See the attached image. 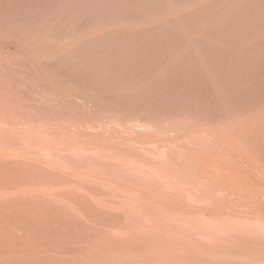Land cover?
I'll return each instance as SVG.
<instances>
[{
    "label": "rangeland",
    "instance_id": "rangeland-1",
    "mask_svg": "<svg viewBox=\"0 0 264 264\" xmlns=\"http://www.w3.org/2000/svg\"><path fill=\"white\" fill-rule=\"evenodd\" d=\"M0 0V264H264V0Z\"/></svg>",
    "mask_w": 264,
    "mask_h": 264
},
{
    "label": "bare ground",
    "instance_id": "bare-ground-1",
    "mask_svg": "<svg viewBox=\"0 0 264 264\" xmlns=\"http://www.w3.org/2000/svg\"><path fill=\"white\" fill-rule=\"evenodd\" d=\"M148 1H149V0H147V2H148ZM100 2H101V1L97 0V2H96V3H97V4H99Z\"/></svg>",
    "mask_w": 264,
    "mask_h": 264
}]
</instances>
